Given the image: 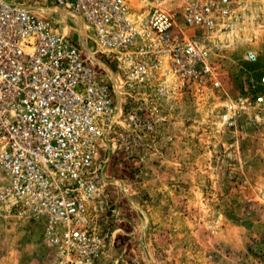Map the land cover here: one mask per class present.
Returning a JSON list of instances; mask_svg holds the SVG:
<instances>
[{
	"label": "built area",
	"instance_id": "obj_1",
	"mask_svg": "<svg viewBox=\"0 0 264 264\" xmlns=\"http://www.w3.org/2000/svg\"><path fill=\"white\" fill-rule=\"evenodd\" d=\"M241 2L0 0V208L42 224L52 264L100 257L90 211L105 180L98 144L124 142V122L137 115L123 100L164 98L212 77L208 47ZM61 12L86 28L92 48L58 29Z\"/></svg>",
	"mask_w": 264,
	"mask_h": 264
},
{
	"label": "rangeland",
	"instance_id": "obj_2",
	"mask_svg": "<svg viewBox=\"0 0 264 264\" xmlns=\"http://www.w3.org/2000/svg\"><path fill=\"white\" fill-rule=\"evenodd\" d=\"M55 19L92 48L77 19ZM208 50L212 77L164 98L123 100L137 115L124 122V142H99L106 165L90 204L103 238L95 264H264V105L255 100L264 96V0H242ZM53 257L39 221L0 208V264Z\"/></svg>",
	"mask_w": 264,
	"mask_h": 264
},
{
	"label": "bare ground",
	"instance_id": "obj_3",
	"mask_svg": "<svg viewBox=\"0 0 264 264\" xmlns=\"http://www.w3.org/2000/svg\"><path fill=\"white\" fill-rule=\"evenodd\" d=\"M62 13V12H61ZM62 14H65V13H62ZM66 15V14H65Z\"/></svg>",
	"mask_w": 264,
	"mask_h": 264
}]
</instances>
